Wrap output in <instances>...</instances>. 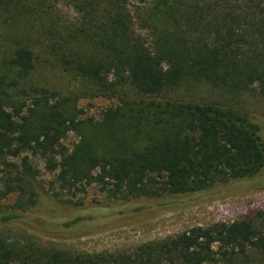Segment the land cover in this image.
<instances>
[{
	"label": "trees",
	"instance_id": "16d2710c",
	"mask_svg": "<svg viewBox=\"0 0 264 264\" xmlns=\"http://www.w3.org/2000/svg\"><path fill=\"white\" fill-rule=\"evenodd\" d=\"M56 1L0 0V12L29 2V18L46 19L45 48L58 66L116 103L87 117L81 95L30 83L38 57L27 45L0 60V202L18 196L1 226L37 215L32 156L61 189L97 186L123 202L209 193L263 170L260 128L246 112L167 93L192 81L264 98V0H66L76 11L67 23ZM11 240L0 233V264H264V211L116 253Z\"/></svg>",
	"mask_w": 264,
	"mask_h": 264
},
{
	"label": "rangeland",
	"instance_id": "374dc122",
	"mask_svg": "<svg viewBox=\"0 0 264 264\" xmlns=\"http://www.w3.org/2000/svg\"><path fill=\"white\" fill-rule=\"evenodd\" d=\"M27 4L28 7H9L0 12V60L10 56L17 47L27 45L38 57L30 83L67 95H81L83 98L78 106L85 115L99 118L103 110L116 100L92 96L90 85L74 80L58 66L45 48L46 19L29 18L35 7ZM56 5L54 10L61 22L75 20V8L66 0H57ZM167 95L179 100L214 102L241 109L260 128L259 134L264 142V98L257 92L232 97L209 84L191 81L170 90ZM77 141V136L70 133L64 144L71 148ZM30 162L38 172L35 182L37 204L31 210L37 215L27 217L22 223L0 224V233L11 241L34 239L37 245L49 250L73 255L124 252L148 242L172 238L195 227L252 220L257 213L264 211V168L253 178L231 181L209 193L123 202L109 199L97 186L86 187L84 192L81 188L61 189L41 157L32 156ZM2 169L1 166L0 190L4 187L2 180L5 177ZM67 201L82 202L84 206L72 207L65 204ZM17 202L16 195L1 201L0 213H10ZM218 202L224 203V207L235 215L232 218L218 217L214 206Z\"/></svg>",
	"mask_w": 264,
	"mask_h": 264
},
{
	"label": "built area",
	"instance_id": "2783aa9c",
	"mask_svg": "<svg viewBox=\"0 0 264 264\" xmlns=\"http://www.w3.org/2000/svg\"><path fill=\"white\" fill-rule=\"evenodd\" d=\"M214 206L217 207L216 211L218 212L219 216L218 217H228V218H232L235 213L234 212H230L228 211V209H226L224 207V203H221V202H218V203H215ZM223 221H226V220H223ZM218 223H225V222H218Z\"/></svg>",
	"mask_w": 264,
	"mask_h": 264
}]
</instances>
